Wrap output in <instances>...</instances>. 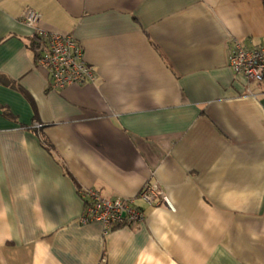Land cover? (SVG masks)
Wrapping results in <instances>:
<instances>
[{
  "label": "crops",
  "instance_id": "0c3cea01",
  "mask_svg": "<svg viewBox=\"0 0 264 264\" xmlns=\"http://www.w3.org/2000/svg\"><path fill=\"white\" fill-rule=\"evenodd\" d=\"M28 8L95 82L49 86ZM235 40L264 46L263 0H0V264H264V84ZM88 187L145 220L82 224Z\"/></svg>",
  "mask_w": 264,
  "mask_h": 264
},
{
  "label": "built area",
  "instance_id": "2783aa9c",
  "mask_svg": "<svg viewBox=\"0 0 264 264\" xmlns=\"http://www.w3.org/2000/svg\"><path fill=\"white\" fill-rule=\"evenodd\" d=\"M23 22L34 29L39 49L37 62L48 71L52 89L95 82L96 71L87 62L84 48L74 34L43 28L40 25L41 13L33 8H28ZM228 61L233 72L242 75L249 84H264V46L248 47L235 40L229 49ZM79 194L84 200L79 218L82 224L99 222L108 233L120 227H135L145 220V210L136 204L133 197H106L92 187L80 189ZM138 198L149 205L165 200L155 182L144 186Z\"/></svg>",
  "mask_w": 264,
  "mask_h": 264
},
{
  "label": "trees",
  "instance_id": "16d2710c",
  "mask_svg": "<svg viewBox=\"0 0 264 264\" xmlns=\"http://www.w3.org/2000/svg\"><path fill=\"white\" fill-rule=\"evenodd\" d=\"M31 48L33 49V51L36 54V57L38 58V56H39V49H38V45H37L36 37L35 36H34V39L31 42Z\"/></svg>",
  "mask_w": 264,
  "mask_h": 264
}]
</instances>
